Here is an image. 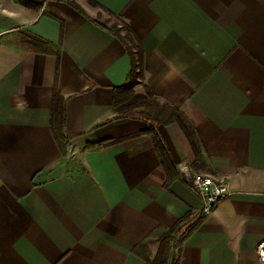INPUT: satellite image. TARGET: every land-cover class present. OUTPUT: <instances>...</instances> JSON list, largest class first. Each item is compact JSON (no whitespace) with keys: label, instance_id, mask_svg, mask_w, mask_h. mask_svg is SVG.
I'll list each match as a JSON object with an SVG mask.
<instances>
[{"label":"crops","instance_id":"crops-1","mask_svg":"<svg viewBox=\"0 0 264 264\" xmlns=\"http://www.w3.org/2000/svg\"><path fill=\"white\" fill-rule=\"evenodd\" d=\"M74 1L84 14L66 0H0V264H144L134 248L156 226L201 210L181 175L168 178L147 120L113 117L130 58L93 21L107 17L141 45L133 90L193 129L195 149L178 121L159 125L172 159L231 191L177 239L170 264H263L264 0ZM159 247L149 241L150 258Z\"/></svg>","mask_w":264,"mask_h":264},{"label":"trees","instance_id":"trees-1","mask_svg":"<svg viewBox=\"0 0 264 264\" xmlns=\"http://www.w3.org/2000/svg\"><path fill=\"white\" fill-rule=\"evenodd\" d=\"M66 2L70 7L84 14L83 9L74 0H66ZM93 21L118 38L122 42L130 58V69L127 80L124 84L116 87L112 103L114 111L113 117L123 118L139 115L145 118L148 123V128L144 130V132L151 136L160 161L166 174H168V178L180 175L178 163L172 159L158 127L161 124L168 125L175 120L178 121L183 126L186 135L195 149L197 142L191 125L187 122L183 113L178 108L171 106L166 101L160 102L158 98L149 91L145 94H138L133 90V85L138 84L140 78H142L143 53L141 45L130 26L124 22H121L122 25L120 27L117 26V24L107 25L95 19H93ZM64 124L65 112L63 98L57 90H54L49 128L62 154L66 151ZM97 145H100V143L88 144L90 147ZM204 216L205 213L200 210L199 212H190L180 217L169 227L158 225L136 246V248H134V251L144 260V264H170L172 248L177 239L190 233L203 220ZM155 238L160 239V247L155 257L152 259L148 255V243Z\"/></svg>","mask_w":264,"mask_h":264},{"label":"built area","instance_id":"built-area-1","mask_svg":"<svg viewBox=\"0 0 264 264\" xmlns=\"http://www.w3.org/2000/svg\"><path fill=\"white\" fill-rule=\"evenodd\" d=\"M178 169L182 180L199 194L201 211L205 214L219 199L231 193L225 183L217 182L210 175L193 171L185 163H179ZM256 252L259 261L264 264V237L256 244Z\"/></svg>","mask_w":264,"mask_h":264},{"label":"rangeland","instance_id":"rangeland-1","mask_svg":"<svg viewBox=\"0 0 264 264\" xmlns=\"http://www.w3.org/2000/svg\"><path fill=\"white\" fill-rule=\"evenodd\" d=\"M100 19H103V20H105L104 18H100ZM107 20H108V23H110L111 25H113V24H118L120 27H121V25H122V23L119 21V20H117V19H115V18H109V17H107L106 18Z\"/></svg>","mask_w":264,"mask_h":264}]
</instances>
